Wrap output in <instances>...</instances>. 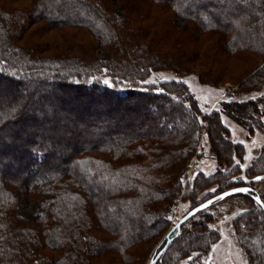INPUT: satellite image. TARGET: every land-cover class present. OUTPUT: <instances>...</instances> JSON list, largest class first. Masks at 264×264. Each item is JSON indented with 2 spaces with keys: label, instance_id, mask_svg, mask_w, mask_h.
<instances>
[{
  "label": "trees",
  "instance_id": "obj_1",
  "mask_svg": "<svg viewBox=\"0 0 264 264\" xmlns=\"http://www.w3.org/2000/svg\"><path fill=\"white\" fill-rule=\"evenodd\" d=\"M145 1L0 0V264H130L138 244L170 229L205 120L215 158L230 169L201 172L190 192L217 183L206 200L249 186L233 196L257 207L235 218L234 236L248 264H264V209L255 200L264 202L256 185L264 181V144L246 167L250 182L233 179L246 151L227 138L222 119L262 128L264 98L224 100L206 115L181 81L140 84L150 69L183 75L188 63L214 64L215 52L244 61L242 71L264 61V0H151L155 13L170 8L200 32L172 23L167 52L159 39L144 41L148 32L137 22ZM159 21L158 14L152 23ZM38 22L82 28L97 45L45 48L25 38ZM203 33L216 37L209 48L199 44ZM263 68L254 76L260 84ZM104 69L110 82L98 77ZM27 201L38 206L30 217L19 211ZM192 218L156 264L189 262L219 238L209 215L185 231Z\"/></svg>",
  "mask_w": 264,
  "mask_h": 264
},
{
  "label": "rangeland",
  "instance_id": "obj_2",
  "mask_svg": "<svg viewBox=\"0 0 264 264\" xmlns=\"http://www.w3.org/2000/svg\"><path fill=\"white\" fill-rule=\"evenodd\" d=\"M153 1L148 0L142 4L140 14L143 15L141 20H138L137 24L148 32V38L144 41H150L151 38L159 39L158 42L163 45V52H167L168 46H171L172 40L176 36V33L172 32L170 26L172 23L176 24L180 28L193 29L195 24L188 19H185L176 14L170 9L168 11H159V18L164 21H159L157 25L152 23L153 19L157 17L155 9L151 5ZM111 3H115L114 7H118L119 0H111ZM110 3V4H111ZM18 5L22 3H17ZM174 16L172 17V15ZM136 24V25H137ZM44 28V31L41 29ZM26 31L27 39H35L33 41L40 40L45 48H59L60 46L69 45L75 46L83 43L84 46L97 45L94 35L91 33L88 35L82 28H74L71 26H57L52 27L47 22H38L30 25ZM40 29V34L35 38V32ZM195 30V29H193ZM195 35L199 36V31L196 29ZM205 34V33H203ZM214 36L207 37L201 35L202 41L199 43L202 49L209 48L208 46L212 41H215ZM97 54L105 56L107 51L97 50ZM74 54H80L79 51ZM227 55L216 53V63L202 65L198 62L188 63L186 68L188 73L179 74L174 69L168 67H162L161 69H150L148 75L140 81L143 87L148 84H159L166 80H175L185 83L189 89V92L197 100V103L203 114L210 115L214 110L219 109L221 103L224 100L231 99H254L260 101L264 98V78L261 80V84L258 78L254 77L259 74V68L264 66V61L261 58H257L256 65L248 70L242 71L240 66L244 65V61L232 56L230 59ZM264 69V68H263ZM104 69L99 73L98 77L102 80L110 82V76ZM202 76V77H200ZM258 85H261L259 88ZM260 115L264 121V103L259 105ZM223 121L229 127L230 132L227 134V138L234 142L243 143L245 146V156L241 161L242 172L239 175L233 176L236 180H246L250 182V178L246 175V167L254 160L259 153L262 145L264 144V127H256L251 130L248 126L239 123L238 121L223 115ZM120 121H123L122 119ZM255 124V121L253 122ZM208 120H205L204 131L199 140L197 146V152L192 157L191 163L187 170L182 174L181 188L179 194L173 206V210L169 216L171 221L170 229L177 223V221L194 205L203 201L206 197L216 192L218 186L215 182H210L207 187H203L198 191L190 192L194 181L197 176H201V172L205 175H211L219 169L228 170L230 168L223 167L217 161L209 142V135L207 133L206 126ZM236 161H239L237 159ZM261 191L264 192V181L256 184ZM234 195V194H233ZM230 195L214 205L203 209L204 214H196L193 218L185 224V231L193 228V221L200 220L208 215L211 217L209 220V226L215 228L219 233V238L214 241L208 251L200 254L197 251L192 252L194 259L180 260L178 264H248L246 256L242 252L237 243V239L234 236V220L237 216L250 208H256L257 204L254 201L249 200L245 196H233ZM20 213L25 217H30L38 211V206L33 202H25L19 208ZM174 234V233H173ZM162 234L149 238L146 242L138 244L133 249V258L130 264H148L155 251H157L158 245L161 240ZM165 244V243H164ZM162 246V245H161ZM160 246V247H161Z\"/></svg>",
  "mask_w": 264,
  "mask_h": 264
},
{
  "label": "water",
  "instance_id": "obj_3",
  "mask_svg": "<svg viewBox=\"0 0 264 264\" xmlns=\"http://www.w3.org/2000/svg\"><path fill=\"white\" fill-rule=\"evenodd\" d=\"M260 178V176L255 177V180H258ZM241 189H243V191H240ZM250 190L249 186L246 185H242V186H236V187H232L229 188L227 190H224L202 202H200L199 204L193 206L190 210H188L178 221L177 223L167 231V233L165 234V237L161 240V242L158 245V250L155 251V254L153 255V257L150 259L148 264H156V262L158 261V259L161 258V256L165 253V251L167 250V248L170 246V244L172 243L174 236L173 233L174 232H179L181 229V225L187 221L188 219H190L192 216L196 215L199 211L206 209L207 207L211 206L213 203H215L216 201L222 200L230 195L233 194H238V193H247ZM255 200L257 201V203H259V205H261V207L264 209V202L261 200V198L259 196H255ZM166 240L165 244L160 248V246L163 244V241Z\"/></svg>",
  "mask_w": 264,
  "mask_h": 264
},
{
  "label": "snow or ice",
  "instance_id": "obj_4",
  "mask_svg": "<svg viewBox=\"0 0 264 264\" xmlns=\"http://www.w3.org/2000/svg\"><path fill=\"white\" fill-rule=\"evenodd\" d=\"M240 191H243V189H241Z\"/></svg>",
  "mask_w": 264,
  "mask_h": 264
}]
</instances>
